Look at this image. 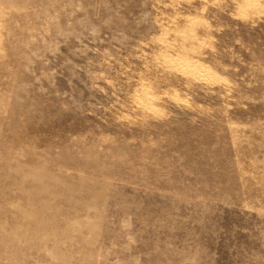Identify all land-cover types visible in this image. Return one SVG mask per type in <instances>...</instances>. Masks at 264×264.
<instances>
[{
	"label": "rangeland",
	"instance_id": "374dc122",
	"mask_svg": "<svg viewBox=\"0 0 264 264\" xmlns=\"http://www.w3.org/2000/svg\"><path fill=\"white\" fill-rule=\"evenodd\" d=\"M0 264H264V0H0Z\"/></svg>",
	"mask_w": 264,
	"mask_h": 264
},
{
	"label": "bare ground",
	"instance_id": "6f19581e",
	"mask_svg": "<svg viewBox=\"0 0 264 264\" xmlns=\"http://www.w3.org/2000/svg\"><path fill=\"white\" fill-rule=\"evenodd\" d=\"M52 181L51 176L48 175L45 178H41V176L37 179L34 178L33 181H31L32 184H30V182L28 184H24V186L26 187L27 185L29 186H35L37 184H40L42 186V184H47L49 185L50 182ZM51 185L54 187L53 189H56V191L51 190L50 188L46 189L45 187H40L39 190L35 189V192L31 193V196H28L29 199L31 201H33L32 204V211L30 212L31 214H34V218L36 219V223L33 224V229H37L39 227L44 226H49L50 224H48L46 222V217H45V213L47 212V210L49 209V204H47V202L44 201L43 197L49 196V197H55L58 196L62 190L61 188H58L55 182H51ZM68 190H71V187H67ZM66 188H64L63 191H68ZM60 224L56 222V225ZM15 225V223H13V226Z\"/></svg>",
	"mask_w": 264,
	"mask_h": 264
}]
</instances>
